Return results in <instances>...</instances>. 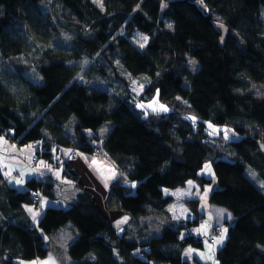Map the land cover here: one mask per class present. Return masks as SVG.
<instances>
[{"label":"trees","instance_id":"trees-1","mask_svg":"<svg viewBox=\"0 0 264 264\" xmlns=\"http://www.w3.org/2000/svg\"><path fill=\"white\" fill-rule=\"evenodd\" d=\"M134 32L148 37L142 49ZM114 62L149 78L138 99L94 85ZM153 98L167 111L138 108ZM215 126L239 138L225 143ZM0 135L38 142L44 157L57 146L102 149L122 172L104 202L82 189L30 227L19 222L22 208L37 204L35 192L53 197L52 182L30 179L19 191L0 170V264L45 257L42 233L67 223L76 231L70 264H192L183 250L202 247L206 214L190 199L196 218L169 219L166 192L189 180L215 182L209 205L231 215L211 226L213 241L224 236L216 264H264V192L247 175L264 181V0H0ZM206 163L212 176L201 174ZM105 210L128 216L131 230ZM156 218L153 229L146 219Z\"/></svg>","mask_w":264,"mask_h":264},{"label":"crops","instance_id":"crops-1","mask_svg":"<svg viewBox=\"0 0 264 264\" xmlns=\"http://www.w3.org/2000/svg\"><path fill=\"white\" fill-rule=\"evenodd\" d=\"M38 147V142L18 144L7 139L4 135H0V170L9 186L23 191L27 189L26 181L30 179L52 182L53 197L44 196L41 191L35 192L38 196L37 204L29 203L22 208L19 222L30 227L38 224L43 209L50 206L68 207L82 189L90 190L97 198H100V193H102L100 201L104 202L110 184L119 174H122L102 149L97 155L88 156L76 150L73 151L71 147L57 146L50 151L51 155L44 157L38 154L40 151ZM70 153L71 156H69ZM174 191L176 189L172 190V192ZM169 194L172 195V193ZM103 208L105 207L103 206ZM105 212L111 220V214L113 218L119 214L116 211L105 210ZM34 214L37 215L34 217ZM121 215L125 223L126 215ZM197 229L199 228L197 227ZM42 234L45 242L52 245V248H48L47 255L43 258L37 257L18 263L44 264L51 258V262L54 264H70L67 246L76 235L72 225L67 223L52 233ZM218 238L219 236L213 242L215 243ZM59 244L63 245L61 251L56 248ZM219 244L222 245V243ZM216 248L217 245L214 250ZM184 256L187 258L186 255ZM194 258L196 257L194 256ZM198 261L201 264L199 257Z\"/></svg>","mask_w":264,"mask_h":264},{"label":"rangeland","instance_id":"rangeland-1","mask_svg":"<svg viewBox=\"0 0 264 264\" xmlns=\"http://www.w3.org/2000/svg\"><path fill=\"white\" fill-rule=\"evenodd\" d=\"M93 1L97 6L99 7L102 6L103 0H93ZM142 37H147V36L139 32H134V36H132L130 39L138 48L142 49L147 42V41L145 42V40H143ZM147 40H148V37H147ZM61 41L63 40L61 39ZM141 44H143L144 46L141 47L140 46ZM188 64L191 69H195L196 63L193 59L188 58ZM114 65L115 66L113 69L106 66L107 68L106 76L105 77L96 76V78L93 81L94 85L97 87L106 89L112 96H115L117 98L127 97L131 99H138L144 93V90L149 83V78L144 75L132 76L131 74L122 70V68L120 67V65H118L117 62H114ZM129 95H131V97H129ZM178 99H182V98L179 97ZM138 103H139L138 108H142L141 105L146 106L149 109L155 110V111L157 110L164 111L161 109V105H163L164 108H166V106L163 103L156 100V98H153L152 100L148 102L140 101ZM215 127H216L214 128L215 131H221L222 140L225 143H228L230 140H237L239 138L238 135L236 134L234 135L233 131L230 128H226L225 126H221V127L215 126ZM68 131L71 134L73 132L72 129H68ZM105 131H106L105 127L101 128V130L99 131L100 135L103 136ZM100 139H102V137ZM93 141H95L94 144L96 145L100 144V141L98 140L97 142L96 140H93ZM98 153H100V149L97 150V154ZM69 156H71V153L69 154ZM206 166H210V169H211L210 172L206 169ZM212 173L213 171H212L210 163H206L204 165L203 170H201V174H204L205 176L209 177V176H212ZM247 175L260 188V190L264 192V181L261 178H259L258 174L254 170L250 169L248 170ZM189 181H192L193 183L190 185L188 183ZM189 181H187L184 186L176 188V191L174 192H172V190H166V192L172 193L173 195V201L167 206V212L169 215L168 218L174 221L175 220L192 221V219L196 218L197 215H195L194 212L191 211V209L189 208L190 206L187 203V200L189 201L190 199H197L199 202V213H198L199 216L203 217L206 214V216L203 217L202 223L200 224L201 231L205 232L203 233L204 234L203 235L204 237L203 245L204 246L194 247V246L188 245L183 250V255H186L188 259L191 258L192 260L190 261L192 264L199 263L198 257H199L201 264H210L211 262L213 264H216L217 260L215 258L214 248L217 243L211 242L213 241V239L210 236L211 226H220L222 228L225 218L226 220H229L231 215H230V212L224 207L221 208L220 206L214 205V204H212V206L211 204L209 205V201H208L209 193L215 187V182L210 185L207 184L204 187H201L195 181L193 180H189ZM102 195L103 194L100 193L101 197ZM100 198L99 200H101ZM184 199H186V201H184ZM110 217L112 218L117 228H120V226H124L126 228L127 226L128 229L131 230L133 226L131 225V223H127V225H125L126 221H128V216H126L127 219L125 223L123 220V216L121 214H118V216H116L115 218H113L111 214ZM146 220H148V222L153 226V229H155V227H158L159 222L157 218L154 220V224L151 223V219H146ZM121 232H122V229L120 230V233ZM45 245L48 248H52V245L50 243L47 244L45 242ZM209 245L212 246L211 250L208 247ZM61 247H63V245L59 244L57 245L56 248L59 251H61ZM189 249H191L192 251L189 252ZM210 255L213 257L212 260L207 259V257ZM194 256L197 259L194 258ZM19 261L26 262L28 260L15 259V263L19 264L18 263Z\"/></svg>","mask_w":264,"mask_h":264},{"label":"snow or ice","instance_id":"snow-or-ice-1","mask_svg":"<svg viewBox=\"0 0 264 264\" xmlns=\"http://www.w3.org/2000/svg\"><path fill=\"white\" fill-rule=\"evenodd\" d=\"M142 39L145 40V42L147 41V37H142ZM140 46L143 47L144 45L141 44ZM141 107H142V105H141ZM161 109L164 110V111H167V109L164 108L163 105H161ZM191 119H195V118L192 117ZM94 163H95V162H94ZM206 169H207L209 172L211 171L210 166H206ZM188 183L191 185L193 182H192V181H189ZM29 211H31V209H29ZM35 215H37V214H34V217H35ZM125 219H126V218H125ZM121 222H123V221H121ZM225 231H226V230H225ZM223 239H224V236H223V234H222V235L216 240V243H217V244L221 243V242L223 241ZM208 247H209V249L211 250V247H212V246L209 245ZM191 251H192V250L189 249V252H191ZM207 259L212 260L213 257L210 255V256L207 257ZM44 264H54V262H51V258H50V260H49L48 262H44Z\"/></svg>","mask_w":264,"mask_h":264},{"label":"water","instance_id":"water-1","mask_svg":"<svg viewBox=\"0 0 264 264\" xmlns=\"http://www.w3.org/2000/svg\"><path fill=\"white\" fill-rule=\"evenodd\" d=\"M216 27H217L218 31L222 34L220 37V45H222L225 41V38H226V30H225L224 26L220 23L217 24ZM258 148L264 154V143L258 142Z\"/></svg>","mask_w":264,"mask_h":264},{"label":"built area","instance_id":"built-area-1","mask_svg":"<svg viewBox=\"0 0 264 264\" xmlns=\"http://www.w3.org/2000/svg\"><path fill=\"white\" fill-rule=\"evenodd\" d=\"M33 199H36V197L35 196H33ZM221 233V230L218 232V234H220ZM213 237H214V235H211V238L213 239Z\"/></svg>","mask_w":264,"mask_h":264}]
</instances>
